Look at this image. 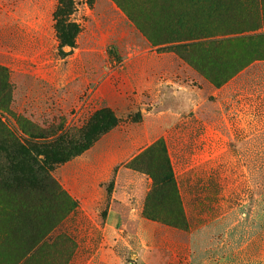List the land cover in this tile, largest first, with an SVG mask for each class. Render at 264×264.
<instances>
[{"label": "rangeland", "instance_id": "obj_1", "mask_svg": "<svg viewBox=\"0 0 264 264\" xmlns=\"http://www.w3.org/2000/svg\"><path fill=\"white\" fill-rule=\"evenodd\" d=\"M73 3L63 18L80 30L76 46L62 58L53 18L59 0H0V66L7 69L0 85H11L10 101L0 87V120L20 143L29 137L21 128L33 129L41 147L46 141L50 177L77 201L61 229L74 245L57 240L27 255L66 205L46 190L0 191V264H87L101 244L109 246L104 204L119 166L149 171L158 193L173 195L176 181L161 185L163 176L187 175L191 184L195 173L203 184L207 162L218 163L212 172L223 174L224 156H237L235 150L195 148L192 124L219 126L227 119L264 128V0ZM192 97L210 116L192 119L184 105ZM182 105L184 117L177 115ZM0 148L1 164L28 169L12 159L8 143L1 141ZM78 148L82 152L72 156ZM257 155L264 160V148ZM178 202L162 200L166 209ZM176 214L159 216L171 222L175 215L174 227L185 229L183 210V220ZM122 253L119 264H129L131 253ZM154 259L159 263L161 257Z\"/></svg>", "mask_w": 264, "mask_h": 264}, {"label": "crops", "instance_id": "obj_2", "mask_svg": "<svg viewBox=\"0 0 264 264\" xmlns=\"http://www.w3.org/2000/svg\"><path fill=\"white\" fill-rule=\"evenodd\" d=\"M187 101L184 105L191 108L192 119L210 116L200 110L195 97ZM184 105L178 116H185ZM221 115L226 117L224 111ZM191 141L197 143L195 148L235 150L237 156H224L223 174L212 172L218 163L207 162L203 184L196 183L201 175L195 173L191 184L186 183L187 175L175 176L185 229L146 217L143 211L153 179L146 171L119 166L111 176L113 187L104 204L103 233L109 246L101 244L87 264H119L121 252L126 251L131 253L129 264H264V160L257 155L264 148V128L227 119L219 126L192 124ZM243 149H255V153L242 155ZM237 167L239 171L233 172ZM232 181H243L244 186L233 187ZM157 254L159 263L154 259Z\"/></svg>", "mask_w": 264, "mask_h": 264}, {"label": "trees", "instance_id": "obj_3", "mask_svg": "<svg viewBox=\"0 0 264 264\" xmlns=\"http://www.w3.org/2000/svg\"><path fill=\"white\" fill-rule=\"evenodd\" d=\"M73 8V0H59V7L53 13V18L55 20L56 36L59 41L58 53L62 58L68 56L71 53L72 49L76 46L74 39L80 30L78 24H76L75 22L68 21L66 18H63L65 17V15H67V13H70ZM65 47L69 48V50L66 51ZM6 70L7 69L5 67L0 66V82L3 80L2 73ZM0 87L4 95L7 96V100L10 101L11 85H9L5 81L4 84L0 85ZM17 121L22 127L23 120L21 119V117H18ZM21 130L23 131V133L29 136L28 139H25V141L22 143H20L19 138L0 120V142H6L8 143V146L10 148L13 147V151H15V153L13 155H10L12 159H18L19 163H24L26 165V168H28L25 172H23V170H21L20 168L10 170L7 166L1 164L0 161V191L11 190L13 192H18L21 190H26L29 192H36L46 190L50 191L54 197L60 199L61 202L66 205L63 210L59 213V215L55 219H53L45 228L42 229V231L36 238V243L34 242L33 245L28 249L30 252H28L27 255H31V252H34L35 249L40 247V245H45L48 243L50 245H53L56 243L57 240L62 239L70 242L72 244L71 246H73L75 243L73 238L68 233L61 231V229H63V224L69 217V215L75 212L77 208V201L74 200L68 193H66L50 177L47 171V167L45 166V162L48 158V151L45 149L46 144H44L46 143V141L43 142L44 147H41L37 140H35L36 137L39 136L36 135V132L33 129L29 130V132L24 128H21ZM82 150L83 149L81 148L76 149L72 153V156L80 154ZM15 162H17V160H15ZM165 168L171 171V164L169 158H166ZM142 171H146V173L149 175V171ZM152 179L153 187L147 196V206L144 209L143 214L152 220L176 226L174 225L176 224L175 220L177 219L175 215L171 219V222L170 220L165 221L159 216L160 212L167 210L169 212H177L176 215L181 218L182 210L181 208H179V202L178 207H175V209H166L164 208L165 204L162 203V200L164 199L176 200V190L173 195L159 194L158 189L160 185L158 186V184L156 183V178ZM15 181H19L21 183L20 186H14ZM159 181L161 185L172 184L173 186H175V180L173 178L172 173L163 176L161 179H159Z\"/></svg>", "mask_w": 264, "mask_h": 264}]
</instances>
